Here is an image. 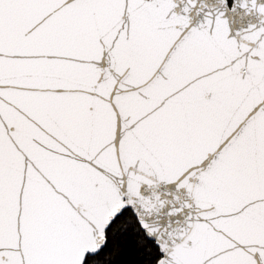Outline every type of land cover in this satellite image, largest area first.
<instances>
[{"label": "snow or ice", "instance_id": "1", "mask_svg": "<svg viewBox=\"0 0 264 264\" xmlns=\"http://www.w3.org/2000/svg\"><path fill=\"white\" fill-rule=\"evenodd\" d=\"M0 264H264V0H0Z\"/></svg>", "mask_w": 264, "mask_h": 264}]
</instances>
